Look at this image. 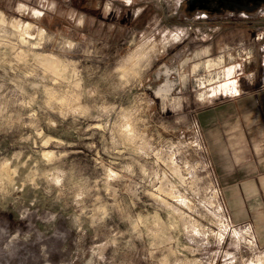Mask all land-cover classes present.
Here are the masks:
<instances>
[{"label": "rangeland", "instance_id": "1", "mask_svg": "<svg viewBox=\"0 0 264 264\" xmlns=\"http://www.w3.org/2000/svg\"><path fill=\"white\" fill-rule=\"evenodd\" d=\"M238 1L0 0V264H264L221 153L264 87Z\"/></svg>", "mask_w": 264, "mask_h": 264}, {"label": "crops", "instance_id": "2", "mask_svg": "<svg viewBox=\"0 0 264 264\" xmlns=\"http://www.w3.org/2000/svg\"><path fill=\"white\" fill-rule=\"evenodd\" d=\"M250 3L251 0H239L233 8L238 7L245 19L263 12L264 0L260 4ZM208 13L216 14L210 9ZM240 98L249 99V103L244 108L236 106L240 115L228 122L221 153L236 162L231 176L239 177L236 188L245 195V198L241 195V216L244 220H251L257 238L264 241V87H256ZM253 197L256 205L251 203Z\"/></svg>", "mask_w": 264, "mask_h": 264}, {"label": "bare ground", "instance_id": "3", "mask_svg": "<svg viewBox=\"0 0 264 264\" xmlns=\"http://www.w3.org/2000/svg\"><path fill=\"white\" fill-rule=\"evenodd\" d=\"M219 57V56H218ZM221 57V56H220ZM216 63L217 64H222V58H220L218 61H216V62H212L211 60H209L208 61V65L209 66H211V65H216ZM233 70H234V66H230V67H228L227 69H226V71H227V73L228 74H231L232 72H233ZM207 78V77H206ZM224 78H226V77H224ZM221 79V78H220ZM202 80V79H201ZM209 82V81H208ZM234 88V87H233ZM220 89H221V87H220Z\"/></svg>", "mask_w": 264, "mask_h": 264}, {"label": "snow or ice", "instance_id": "4", "mask_svg": "<svg viewBox=\"0 0 264 264\" xmlns=\"http://www.w3.org/2000/svg\"><path fill=\"white\" fill-rule=\"evenodd\" d=\"M174 39H178V37L174 36Z\"/></svg>", "mask_w": 264, "mask_h": 264}]
</instances>
